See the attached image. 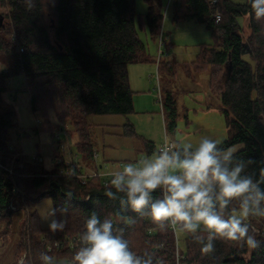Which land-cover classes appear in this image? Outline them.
<instances>
[{
	"label": "trees",
	"instance_id": "1",
	"mask_svg": "<svg viewBox=\"0 0 264 264\" xmlns=\"http://www.w3.org/2000/svg\"><path fill=\"white\" fill-rule=\"evenodd\" d=\"M0 1L8 5L5 25L0 27V63L4 66L0 72V222H12V202L18 208L23 200L36 203L49 198L53 207L68 208L66 228L55 234L41 228L36 210L27 213L23 227L29 243L21 242L13 264H18L25 250L30 252L31 264H40L39 252L46 251L41 237L46 234L60 239L80 236L92 211L101 220L113 218L117 227H124V238L136 253L152 254L165 264H264V236L257 237L262 243L256 250L218 239L214 253L206 255L190 234L184 233V249L178 246L177 257L176 233L170 229L154 230L155 225L147 216L141 218L130 210H123L118 199L104 196L106 179L95 178L83 183L74 175L57 173L59 168H67L65 163L56 162L48 169L44 161L16 156L10 142L15 112L6 98L8 80L12 77H25L34 114L46 120L53 111L59 125L66 120L72 122L77 153L83 162L93 163L95 146L88 118L132 114L134 91L128 66L151 64L155 59L138 34L137 0ZM144 2L147 12L139 16V24L155 35L163 22L164 5L161 0ZM171 4L176 20L192 19L212 32L213 44H202L191 66L197 72H209L210 92L221 99L218 109L225 115L229 132L221 146H241L237 158L254 161L245 167L242 175L258 179L260 169L264 168V19L254 18L248 0L245 3L219 0L216 4L210 0H173ZM217 13L220 19L216 18ZM240 18L248 19L251 29L248 40L243 38ZM177 65V61L162 59L159 74L174 76ZM161 104L166 133L169 130L174 133L178 121L177 97L166 84ZM121 134L139 139L148 154L155 150V144L138 134L129 121L122 125ZM70 167L79 172L76 166ZM66 193H71V198ZM153 195L162 198L159 190ZM117 211L132 217L135 223L127 226L115 219ZM249 222L261 229L264 218ZM65 244L51 253L56 263L68 264L78 247Z\"/></svg>",
	"mask_w": 264,
	"mask_h": 264
},
{
	"label": "clouds",
	"instance_id": "2",
	"mask_svg": "<svg viewBox=\"0 0 264 264\" xmlns=\"http://www.w3.org/2000/svg\"><path fill=\"white\" fill-rule=\"evenodd\" d=\"M248 4L257 21L264 19V0H248ZM237 152L235 145L222 147L220 141L207 136L194 149L190 143L182 148L175 142L162 143L159 152L125 163L120 171L110 173L111 187L105 184L104 196L118 199L123 210L141 218L147 216L156 231L170 229L190 234L203 254L214 253L218 239L256 250L262 243L257 237L264 233L249 221L264 218V168L258 179L242 175L254 161L238 159ZM157 190L162 198L154 197ZM71 195L66 193L67 198ZM67 212L63 205L48 211L49 232L65 230ZM115 219L127 226L135 223L120 211ZM124 231L113 218L101 220L92 211L69 264H165L152 254L132 250ZM38 259L40 264H56L47 251L39 252ZM18 264H31L28 250L19 257Z\"/></svg>",
	"mask_w": 264,
	"mask_h": 264
},
{
	"label": "rangeland",
	"instance_id": "3",
	"mask_svg": "<svg viewBox=\"0 0 264 264\" xmlns=\"http://www.w3.org/2000/svg\"><path fill=\"white\" fill-rule=\"evenodd\" d=\"M49 1L54 3V0ZM161 1L164 5V18L159 32L155 35L149 30H143L139 24V16L147 12V4L144 0H137L136 4L138 34L155 62L128 66L130 85L134 91V112L128 116L92 115L88 118L95 150L100 154L99 160L107 165L108 170L103 172V179L106 180L111 179L108 172L120 171L125 163L135 162L136 158L148 157L139 139L121 136L122 124L127 121L134 124L138 134L154 141L155 153L159 145L164 142L166 135L174 140L179 148L190 143L193 149L202 137L207 136L222 142L229 136L225 115L218 109L222 105L221 99L218 95L211 94L209 89V72H197L191 66V62L196 60L200 52L201 45L213 44L212 32L204 24L192 19L176 20L171 4L173 0ZM231 1L245 3L247 0ZM0 4L4 5H0V13L6 15L7 3L0 1ZM239 22L243 26V38L248 40L251 35L248 19L240 18ZM160 51L164 54L161 53L159 62L162 59L177 61L178 71L174 76L164 74L162 77L159 74L158 86L156 62ZM3 69L0 63V72ZM8 84L9 91L6 98L12 103L15 112V125L10 131V142L16 156L33 159L41 154L44 166L48 169L54 167L56 164L54 158L57 156L67 160L75 159L91 168L97 166V164L87 165L90 163L83 162L77 153L74 145L77 136L72 122L66 120L63 125H59L53 111L46 120L40 114H34L23 75L12 77L8 80ZM164 84L175 92L178 108L177 129L174 133L169 130L168 134L159 99ZM44 121L50 122L46 125L43 124ZM60 145L66 147V154L63 156ZM21 206L13 211L11 223L0 222V264H13L16 250L21 242L23 243L24 240L29 243L23 227L28 212L36 210L41 228L48 230L47 214L53 207L51 199H41L36 203L23 200ZM59 218L58 214L57 219ZM259 230L264 233V223ZM184 239V233H176V241L181 249H184Z\"/></svg>",
	"mask_w": 264,
	"mask_h": 264
},
{
	"label": "built area",
	"instance_id": "4",
	"mask_svg": "<svg viewBox=\"0 0 264 264\" xmlns=\"http://www.w3.org/2000/svg\"><path fill=\"white\" fill-rule=\"evenodd\" d=\"M212 3L216 4L219 0H210ZM216 18L220 19V15L217 13L216 14ZM163 44V43H162ZM162 47V45H161ZM161 53L162 55L164 54L163 51H160L159 56H158V60L156 62L157 64V82H158V86H159V82H160V77H159V59L161 58ZM159 99H160V104L162 102V93L160 91L159 94ZM161 108H162V104H161ZM57 137H59V135H57ZM170 142H175L172 139L168 138V135L165 136V140L163 142V144H169ZM176 143V142H175ZM177 146V145H176ZM162 144L159 145V147L157 148V152H159V150L161 149ZM60 149L63 153H66V147L65 145H60ZM55 157V156H54ZM35 162H42L43 161V157L42 155H38L33 157L32 159ZM54 160L56 162L59 163H65V165H67V168H59L57 170V173L60 175H74L76 177H78L79 179L82 180L83 183L88 182L89 180L95 179V178H103V172L107 171L108 169L106 168H98L97 166L91 168L88 167L86 165L80 164L79 162H77L75 159H63L62 157H55ZM139 159H137L136 161H138ZM122 165V164H121ZM70 166H76L77 170H79V172H76L75 170L71 169ZM115 171L112 172H108V176H110V173H113ZM111 177V176H110ZM105 184L108 183V180H104ZM10 207L15 210L16 206L13 204V202L10 204ZM176 233V232H175ZM42 241L44 242L45 245V250L52 255L51 253L55 250V249H61L64 245H66L65 243H69L68 246H70L71 248H75V246H79V236H74V237H69L66 239H60V238H56L55 236H48V234L43 235L42 237ZM176 245H177V257H179V249H178V242L176 241ZM53 256V255H52ZM70 261H68L67 263L69 264ZM56 264H62V263H56ZM179 264V263H178Z\"/></svg>",
	"mask_w": 264,
	"mask_h": 264
},
{
	"label": "crops",
	"instance_id": "5",
	"mask_svg": "<svg viewBox=\"0 0 264 264\" xmlns=\"http://www.w3.org/2000/svg\"><path fill=\"white\" fill-rule=\"evenodd\" d=\"M165 59H167V58H165ZM164 60V59H163ZM4 67V66H3ZM132 88V87H131ZM209 109H211L210 107H208ZM123 125V124H122ZM164 126H165V122H164ZM141 135V134H140ZM121 136H123L122 134H121ZM143 136V135H142ZM124 137V136H123ZM144 138H146L145 136H143ZM128 138V137H127ZM147 139V138H146ZM149 140V139H148ZM150 141H152V140H150ZM153 143H154V141H152ZM155 144V143H154ZM155 147H156V145H155ZM237 148H238V150L241 148V146H236ZM96 148V147H95ZM95 150V149H94ZM146 152V151H145ZM156 152H157V149H156ZM153 153H155V150L153 151V152H151L150 154H148V152H146V154L148 155V156H151ZM99 158H100V154L98 153V151L97 150H95V159H94V163H90V164H87V165H94V164H97V167L98 168H106L107 167V165L105 164V162L103 161V162H101L100 160H99ZM137 160V158L135 159V161ZM95 161H96V163H95Z\"/></svg>",
	"mask_w": 264,
	"mask_h": 264
},
{
	"label": "water",
	"instance_id": "6",
	"mask_svg": "<svg viewBox=\"0 0 264 264\" xmlns=\"http://www.w3.org/2000/svg\"><path fill=\"white\" fill-rule=\"evenodd\" d=\"M4 15L2 14V13H0V27H4ZM229 69H231V66H230V68Z\"/></svg>",
	"mask_w": 264,
	"mask_h": 264
}]
</instances>
